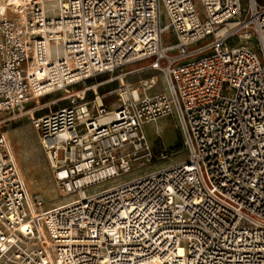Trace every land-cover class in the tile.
Segmentation results:
<instances>
[{
    "label": "built area",
    "instance_id": "2783aa9c",
    "mask_svg": "<svg viewBox=\"0 0 264 264\" xmlns=\"http://www.w3.org/2000/svg\"><path fill=\"white\" fill-rule=\"evenodd\" d=\"M114 72L112 109L75 88ZM60 90L31 123L70 199L42 208L0 129V264H264V0H0V125ZM168 115L183 159L93 188Z\"/></svg>",
    "mask_w": 264,
    "mask_h": 264
},
{
    "label": "rangeland",
    "instance_id": "374dc122",
    "mask_svg": "<svg viewBox=\"0 0 264 264\" xmlns=\"http://www.w3.org/2000/svg\"><path fill=\"white\" fill-rule=\"evenodd\" d=\"M48 12H50L49 15H54L51 13L50 8ZM164 38L167 39L168 37L165 36ZM58 50V44H53L52 52L56 53ZM125 68H129V66ZM123 81L126 83L125 79ZM119 82L117 73H106L84 84L76 85L75 88L80 90L83 86H89L85 91V100H92L94 97L99 96L102 103L108 109H112L119 101V95L116 91ZM64 95L65 91L60 90L39 97L37 103L34 99L19 111V115H15V117L0 125V129L4 131L14 151L18 168L29 193L39 195L44 209L65 202L70 197L60 194L53 183L47 158L39 143L36 130L31 123V111H33V116H38L49 110L70 104L67 98H63ZM143 129L151 150L150 158L137 160L130 171L93 188L107 186L119 179L137 176L185 157L181 134L173 116L168 115L156 121L145 123Z\"/></svg>",
    "mask_w": 264,
    "mask_h": 264
},
{
    "label": "bare ground",
    "instance_id": "6f19581e",
    "mask_svg": "<svg viewBox=\"0 0 264 264\" xmlns=\"http://www.w3.org/2000/svg\"><path fill=\"white\" fill-rule=\"evenodd\" d=\"M11 2H16V0H11ZM82 90V89H81ZM82 92H80V95L79 96H81L82 94H81ZM37 102H39V99H36V103ZM179 252H181V249L179 250Z\"/></svg>",
    "mask_w": 264,
    "mask_h": 264
},
{
    "label": "crops",
    "instance_id": "0c3cea01",
    "mask_svg": "<svg viewBox=\"0 0 264 264\" xmlns=\"http://www.w3.org/2000/svg\"><path fill=\"white\" fill-rule=\"evenodd\" d=\"M157 87L159 88V85Z\"/></svg>",
    "mask_w": 264,
    "mask_h": 264
}]
</instances>
